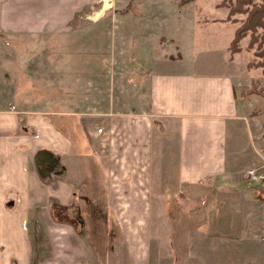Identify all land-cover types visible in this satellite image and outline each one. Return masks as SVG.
Wrapping results in <instances>:
<instances>
[{
  "label": "crops",
  "instance_id": "0c3cea01",
  "mask_svg": "<svg viewBox=\"0 0 264 264\" xmlns=\"http://www.w3.org/2000/svg\"><path fill=\"white\" fill-rule=\"evenodd\" d=\"M99 1L0 0V45L12 43L9 49L14 48L8 49L9 54L0 50V61L17 55V42L35 38L46 41L52 37L49 35L71 31L72 26L94 12ZM210 35L200 47V41L196 43L188 36L172 44L161 36L158 40L164 41L159 45L162 50L169 46L172 49L162 52L160 60H155L153 50L150 51L141 74L136 76L134 109L128 110H117V102L106 96L84 97L76 92L72 99L73 91L69 97L61 95V109H47V88H78L76 62L70 70L75 84L64 82L47 87L45 72H40L43 80L37 83L34 95L41 107L30 109L29 103H21L20 96L33 88L26 87L25 82L10 80L6 74L15 71L12 65L3 66L1 62L0 264L176 262L172 248L161 256L156 249L151 250L152 231L156 229L150 225L152 218L177 214L176 208L172 213L168 208L161 213L153 207L157 199H172L157 192V187H175L184 199L194 200L191 189L225 174L228 155L235 145V141H227L229 130L233 133L240 122L248 127L239 109L238 77L232 71L235 68L231 69L235 54L228 48L233 37L216 31ZM210 48L220 53L219 69L200 70L194 65L200 56L195 60L193 56L200 49L206 55ZM201 65L216 66L205 59ZM28 69L21 67V74ZM84 87L90 92L95 84L87 80ZM84 105L86 112L77 111L78 106ZM88 106H97L92 111L101 106L106 109L91 113ZM77 116L87 127L78 123ZM169 154L170 159H165ZM163 168L167 172L170 169L175 178L161 177L159 170ZM221 190L230 198L222 199L218 208L208 210L207 217L202 207L210 197H198L201 207L193 210L199 219L195 231L186 225L166 229L172 233L196 232L198 264H239L237 260H227L234 250L220 253L218 260L220 237L238 241V235L244 232L252 241L259 236L257 228L250 230L243 223L239 226L236 218L221 223L219 218L231 219L236 213L238 216V212L224 217L219 214L223 209L235 211L234 194L240 193L248 203L253 199L243 189L222 186ZM210 203L215 206L214 201ZM183 210L182 215H191L190 210ZM157 231L162 232L159 228ZM249 255V260L242 264L253 259V253ZM159 257L164 261H159ZM253 261L250 264H263L258 256Z\"/></svg>",
  "mask_w": 264,
  "mask_h": 264
},
{
  "label": "rangeland",
  "instance_id": "374dc122",
  "mask_svg": "<svg viewBox=\"0 0 264 264\" xmlns=\"http://www.w3.org/2000/svg\"><path fill=\"white\" fill-rule=\"evenodd\" d=\"M235 2L236 0H104L103 3L100 0L94 5V12L90 13L87 19H82L81 22L72 26L71 31L49 35L52 37L46 41L35 38L31 41L17 42V55L12 58H3L0 65L1 62H3V66L12 65L15 72L7 73V77L13 81L25 82L26 87L33 88L29 90L28 94L23 92L20 96L21 103L24 105L29 103L28 107L33 110L41 107L36 102L37 96L34 95L38 91L37 83L39 84V81L43 80L39 76L40 72H45L47 87H50L49 84L54 86L55 83L58 85L64 82L78 84V88L72 90L47 88L45 94L47 109H56L57 107L61 109L62 106L58 105L60 97L61 95L69 97L70 91L74 92L71 94L72 99L76 92L77 96L84 97L91 94L95 97L106 96V98L117 102V110L134 109L135 102L132 98L134 90L137 88L138 77L136 76L141 74L140 69L144 68V61L147 60L150 51L153 50L155 60H160L162 52L167 53L172 49L169 46L167 50H162L163 47L161 48L159 45L164 41L159 43L158 39L161 36H166L172 44L175 43V40L188 36L196 43L200 41L198 43V47H200V44L207 41V36H211L210 33L213 34V31L222 36L231 35L233 37L235 30L241 25L240 19L245 18V15L230 13ZM256 3H260V0H256ZM103 6L102 13H98L103 9ZM260 33V31L246 33L245 37L239 41L241 50L234 53V64L231 69L235 68L232 71L238 77L237 82L240 84L237 87L239 109L244 113L243 116L248 127L240 122L241 125L237 126L233 133L230 130L228 132V143L235 141V145L232 153L228 155L229 161H227L228 166L225 174L191 189V198L195 195V199L191 201L184 199L179 193L177 194L175 187L168 185H164L163 188L157 187V192L168 194L172 199L168 201L157 199L153 202V207L160 210L161 213L166 208L169 209H167L169 213H172L171 210L175 208L179 211L174 210L177 213L174 217L152 218L150 225L156 229L154 228L152 231L154 247L151 250L155 251L154 249H156L159 253L158 256H161L166 252L170 253V248H172L173 257L176 260L174 264H198L197 235L193 231L199 225V219L193 210H198L197 208L201 207L198 206L201 204L198 202V197L203 195L210 197V200L206 199L205 204L202 201L206 217L207 211L218 208L222 199H229L230 196L223 194L222 186L243 189L244 193L251 196L249 199L253 198V203L245 201L247 198L239 195L240 193L234 194L235 196L232 198L235 211L223 209L219 214L220 217H224L238 212V216L236 213L230 216L231 219L219 218L221 223H230L236 218L239 226L243 223L242 226H250L248 227L250 230L257 228L259 236L252 241L248 240L249 237L244 232L238 235L241 237L238 241H226L220 237L221 242L217 248L218 260L221 258L220 253L234 250L230 257L225 259L231 258V261L236 262L237 260L239 264H242L249 260V252H252L253 259L248 263L254 262V258L258 256L259 261L264 264V194L261 195L264 190L258 187V183H251L247 178V173L250 170H255L259 175L264 176V68L260 66L262 58L257 55L259 40L254 41L257 37L261 38ZM154 42H157V45ZM11 44L7 43L6 47L0 45V50L9 54V50H14V48L9 49ZM217 50L216 48L207 49L210 53L203 55L206 52H200V49L193 56L194 60L200 56L194 65H198L200 70H218L220 53L215 52ZM187 59L190 61L191 57ZM204 59L216 66L202 67L201 63ZM75 62L78 69L75 74L77 79L74 83L75 79L70 78V70L73 69ZM26 66L29 69L21 74V67L25 68ZM86 68L90 70L86 71ZM1 69L0 66V76ZM71 73L73 77L74 73ZM87 80H91L95 84L90 92L86 91L84 87ZM137 104L141 105V101H137ZM85 107V105L78 106L77 111L84 113L86 112ZM96 107L88 106V112L98 113L106 109L101 106L95 111L91 110ZM64 108L75 110L70 106H64ZM77 118L78 123H83V121L80 122L79 116ZM81 125L87 127L85 123ZM171 155H167L165 159H170ZM145 171L144 169L143 175H146ZM160 174L161 177L170 180L175 178L170 169L167 172L163 168L159 170ZM201 187L204 188L202 191ZM253 194L256 195V198L253 197ZM211 200L215 202V206L210 203ZM183 209L190 210L191 215L189 217L182 215ZM260 210L261 213H257ZM251 213L254 214L250 216ZM183 225L193 227V233L166 232V229H171V226L180 229ZM157 228L162 232L157 231ZM183 230L186 231V228ZM169 236L171 240L168 239ZM243 249H245L244 255L242 254ZM112 255L113 252L110 251V256L112 257ZM158 260L164 261L161 257ZM216 264L221 263L217 261Z\"/></svg>",
  "mask_w": 264,
  "mask_h": 264
},
{
  "label": "trees",
  "instance_id": "16d2710c",
  "mask_svg": "<svg viewBox=\"0 0 264 264\" xmlns=\"http://www.w3.org/2000/svg\"><path fill=\"white\" fill-rule=\"evenodd\" d=\"M230 13L245 15L244 19H240L241 25L235 30L230 42L228 48L230 53L234 54L241 50L239 41L245 37L246 33H258L260 31L261 38L256 36L254 41L259 40L257 55L262 58L260 66L264 68V0H260V3H256V0H236L234 8L230 9Z\"/></svg>",
  "mask_w": 264,
  "mask_h": 264
},
{
  "label": "built area",
  "instance_id": "2783aa9c",
  "mask_svg": "<svg viewBox=\"0 0 264 264\" xmlns=\"http://www.w3.org/2000/svg\"><path fill=\"white\" fill-rule=\"evenodd\" d=\"M102 130L99 129L98 132H101ZM247 178L250 179L251 183H258V187L263 188L264 190V176L263 175H259L258 172H256L255 170H250L247 173Z\"/></svg>",
  "mask_w": 264,
  "mask_h": 264
},
{
  "label": "bare ground",
  "instance_id": "6f19581e",
  "mask_svg": "<svg viewBox=\"0 0 264 264\" xmlns=\"http://www.w3.org/2000/svg\"><path fill=\"white\" fill-rule=\"evenodd\" d=\"M104 10V6H103V9L102 10H100L98 13H102V11Z\"/></svg>",
  "mask_w": 264,
  "mask_h": 264
}]
</instances>
